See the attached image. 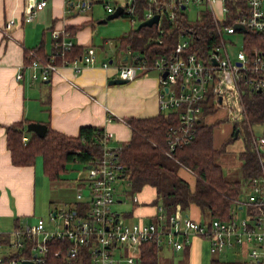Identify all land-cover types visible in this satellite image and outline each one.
I'll return each mask as SVG.
<instances>
[{"label": "built area", "instance_id": "1", "mask_svg": "<svg viewBox=\"0 0 264 264\" xmlns=\"http://www.w3.org/2000/svg\"><path fill=\"white\" fill-rule=\"evenodd\" d=\"M73 2L74 0H66ZM104 0L108 11H114ZM126 0L124 9L133 12V2ZM195 2H206L212 12L219 42L207 55L200 56L190 50L191 35L181 32L176 44L174 55L158 57L153 64H147L134 55L137 63L119 66L122 78L132 79L136 76L138 67L144 69L153 67L161 72L160 76V107L162 110H178L179 121L168 129L169 149L166 151L173 156L172 150L176 146L193 140L197 134L198 123L204 120L206 108L214 111L224 110L225 117L236 124L248 119L246 94L261 88L264 92V50L253 45L249 50L245 47V33L250 29L264 32V0H248L247 6L240 8V12L231 24L227 23L229 7L226 0H177L178 5L187 6ZM222 2V14H218L216 3ZM48 0H36L26 20H31L36 12L46 6ZM77 6L82 10L91 7L90 0H79ZM154 13L149 11L146 18ZM173 12L170 17L173 18ZM133 18V17H132ZM14 18L9 19L5 26V33L16 25ZM237 23L246 26L247 31L236 27ZM241 35L242 45L235 55H232L228 42L235 44L230 35ZM181 36H185L180 39ZM75 42L70 38L67 30H54V49L49 56H40L32 51L33 59L25 63L23 68L32 70V78L48 80L58 73L64 65H71L75 72L82 71L84 65L96 62V49L89 47L81 57L69 60L67 53L74 47ZM213 58L218 63H214ZM105 67L109 66L106 61ZM167 71L164 76V72ZM23 77V72L17 73V78ZM167 88V89H166ZM108 116V120H112ZM120 120L128 122L127 119ZM129 123V122H128ZM251 140L258 155L261 174L252 178L251 193L248 201H238L248 205L247 217L238 221L235 214L228 219L214 217L209 221L197 220L189 215L167 213L163 205L157 206L156 221L135 223L123 222L115 208L116 181L124 173L125 165L120 158L122 143L110 146L109 141L114 134L104 128L99 142L101 154L87 165L85 178L89 181L78 193L79 206H70L60 211H52L49 221L55 223L53 228L46 226V220L39 218L34 226L29 224L16 228L13 248L21 251L31 240L33 254L29 257L5 256L0 244V264H21L22 259H33L36 264L45 259L48 241L52 238L68 240L70 242V256H78L83 250L87 252L90 264H141L142 246L147 241L157 244L170 245L175 250L182 249L190 236H204L210 241L211 250L220 252L236 244L247 245L248 255L252 262H259L264 258V136H256L252 129ZM29 137L23 136L27 142ZM90 166V167H88ZM88 189V193L84 190ZM238 211V210H237ZM61 217V222L58 218ZM127 249L125 257L117 258L115 251Z\"/></svg>", "mask_w": 264, "mask_h": 264}, {"label": "crops", "instance_id": "2", "mask_svg": "<svg viewBox=\"0 0 264 264\" xmlns=\"http://www.w3.org/2000/svg\"><path fill=\"white\" fill-rule=\"evenodd\" d=\"M78 1L74 0L73 3L66 0H48L47 5L36 12L31 20H26V15L33 8L36 0H0V244L2 253L8 257L18 252L12 246L16 238L14 230L27 224L34 226L37 223V219L34 223L30 220L37 213V191L41 175L47 176L43 164L37 163L38 157L41 156H38L36 162L31 165L13 163L11 151L7 146L6 127L9 124L24 119L29 122H44L55 130L71 136H77L83 125H94L111 130L114 134L111 140L123 143L131 138L132 127L130 123L120 120L121 118L127 120L131 117L145 118L156 116L162 111H170L162 110L160 107L161 72L157 74L154 71L157 68L144 69L139 66L136 76L128 82L111 83V79L121 77L119 66L137 63L134 59L135 53L133 54L132 48L125 40V37L136 28V18L120 14L111 22L109 19L102 21L104 17L90 12L94 10L95 0H90L91 7L84 10L77 6ZM196 4L204 6V9L197 13L196 20H201L205 11L209 12L213 20L212 12L206 2ZM222 5V2L216 3L219 16L222 14L220 13ZM187 7L188 5L182 6L183 9ZM149 11L152 10H148L146 15ZM11 18L17 23L7 34L4 26ZM160 22L161 16L158 23ZM57 29L69 31L70 38L75 42L74 46L82 50L75 57H68L69 60L75 58L81 60L87 49L94 47L96 62L84 65L80 72H75L71 65H64L48 80L34 79L32 70L23 68V65L33 59L32 51L43 57L52 53L54 30ZM106 61L109 63L107 67L103 65ZM20 71L23 72V77L18 79L17 73ZM108 116H112L113 119L108 120ZM222 120H230L225 117L224 110L208 111L202 121L212 124ZM235 125L231 134L226 132L224 137L217 132L219 128H214V146L218 148L227 142L226 150L221 154L226 153L229 143L239 136L240 129L236 135ZM26 131L25 135L29 137L32 131L31 133ZM224 138L226 139L223 140ZM246 141L245 136L243 149L235 154L240 161V168L243 163L240 153L245 150ZM221 154L219 156L223 157V160L228 161L233 158ZM218 163L229 179L243 180L242 169L240 176L230 177V173L234 172L233 167L226 171V166L220 161ZM179 174L190 183L191 188L195 187L197 177L193 170L182 165ZM121 177H125L124 173ZM245 190L249 192L248 198L243 199L242 193ZM243 192L239 197L234 198L235 211L232 215L239 209H246L248 212L249 206L246 204L242 206L238 201H248L251 186L243 183ZM133 200L137 206L135 205L136 208L132 211L122 213L114 207L119 218L123 217L124 220L121 219L123 222L131 224L157 220V206L163 203L157 201L155 186L144 185L141 190L133 193ZM122 201L116 199L115 204ZM80 203V201H72L68 207L79 206ZM179 215H189L197 220L207 221L201 207L196 203H191L189 208ZM128 217H138V220L128 221ZM161 246L160 264H211L213 258L224 260L221 253L226 250L213 252L209 239L200 235L190 236L189 241L180 250H175L166 244ZM235 246H240V250L235 255L236 260L232 262L255 263L248 255L249 246L241 244ZM141 264H144L143 256H141Z\"/></svg>", "mask_w": 264, "mask_h": 264}, {"label": "trees", "instance_id": "3", "mask_svg": "<svg viewBox=\"0 0 264 264\" xmlns=\"http://www.w3.org/2000/svg\"><path fill=\"white\" fill-rule=\"evenodd\" d=\"M103 3V1H101ZM248 0H226L229 7L227 23L235 21L240 8L246 7ZM183 5L177 0H135L133 12L126 9L121 15H129L140 22L146 19V12L161 14V22L152 26L134 28L125 37L133 50L139 53V59L147 64L163 55L171 58L181 32L191 35L190 50L200 56L207 55L219 42L214 21L205 11L201 20H189ZM173 12V18L170 14ZM139 22V23H140ZM245 47L249 50L258 45L264 50V32L249 30L245 33ZM80 48L72 47L67 56L75 57ZM86 51V50H85ZM248 119L244 122L247 128L246 148L240 153L243 159V180L229 179L218 163V156L226 150L227 142L216 148L214 146V128L219 123H198L197 134L186 144L176 146L173 156L169 149L168 129L179 121V111H162L156 116L145 118H128L132 127L131 138L122 143L120 158L125 165L124 175L128 179L132 193L139 191L146 184L157 189V201L163 203L166 212L182 214L191 203L201 207L206 220L214 217L228 219L235 211L234 198L243 192V183L250 185L252 178L261 174L260 162L253 148L250 123H264V92L250 91L246 94ZM212 111L206 108V112ZM29 120L15 121L6 127L7 146L11 151L12 161L17 165H31L38 156L42 157L44 171L52 181L64 179L70 164L78 161L87 164L101 154L99 142L104 128L94 125H83L77 136L67 135L48 126L45 136L31 133L27 142L23 136L27 132ZM235 125V130L238 129ZM186 165L196 174V185L179 174V168ZM78 205V204H77ZM76 206V205H75ZM27 247L15 253L16 256L29 257L33 254L31 240ZM162 244L147 241L142 246L144 264H160ZM70 242L52 238L48 241L45 259L38 264H90L87 252L83 250L78 256H70ZM211 264H235L213 258ZM251 264H264L263 260Z\"/></svg>", "mask_w": 264, "mask_h": 264}, {"label": "rangeland", "instance_id": "4", "mask_svg": "<svg viewBox=\"0 0 264 264\" xmlns=\"http://www.w3.org/2000/svg\"><path fill=\"white\" fill-rule=\"evenodd\" d=\"M110 5L112 7H117L120 5H123L126 0H110ZM204 9L203 4H196L195 2H192L188 4V7L185 9L186 13L188 14L189 20L195 21L197 17V13L201 12ZM89 10V9H88ZM94 12L95 15L106 18L110 12L107 11V8L105 6V3L100 2L99 0H95L94 2V10L90 11ZM98 17V18H100ZM122 18V17H121ZM114 20V18L109 19V22ZM130 23L129 19H127ZM139 20L137 19L135 21V27L138 26ZM107 25V24H104ZM185 36H181L180 39H183ZM230 39H233L235 41V44H231L229 41L228 48L232 55H235L237 50L241 48L242 41H241V35L238 33L231 34ZM154 71L159 74L158 69H154ZM41 80V79H40ZM246 121V120H245ZM241 122L238 124V127L240 128L239 136L238 138L234 139L231 143L228 145V151L226 153L221 154V156L228 155L232 156L233 158L226 161L223 160V157H218L217 161L221 164H224L226 166V171L229 170L228 168L233 167L232 171L233 173H230V177H238L240 176V161L237 155V151H240L243 149L244 143L243 140L247 134V128L244 126V122ZM235 123L228 120H222L220 121L216 127L217 132H220L221 136H226V132L230 135L233 131ZM252 129L253 133L256 136H264V123H250L249 130ZM29 133H31L29 131ZM224 138L223 140H225ZM119 142L117 140H110L109 145L110 146H117ZM236 154V155H235ZM41 157H38L37 163L43 164V161L40 162ZM226 163H228L230 166H228ZM87 173V165L80 163L78 161H74L70 164V167L66 174L64 175V179L57 180V181H51L47 176L43 177L41 175V182L38 186L37 191V198H38V207H37V213L36 216L31 219L30 221L32 223L35 222V220L40 217L44 218L47 222L48 228H53L55 226V223L49 221V213L50 211L54 210H60V209H67L70 202L74 201H84L87 200L86 197L84 198H78V193L82 190L84 186H87L89 184V181L85 178V174ZM44 178V179H43ZM116 199H122V202H117V204L114 205V207L119 210L122 213H125L127 211H132L136 208L137 203L133 200V193L131 192V186L128 183L127 177H120L116 183ZM248 191H244L242 193L243 199L248 198ZM81 205V203H80ZM136 205V206H135ZM235 217L238 221H241L243 218L247 217V211L246 209H239L235 213ZM122 220L123 217L121 218ZM128 221H137L138 217L127 218ZM140 220V219H139ZM148 220V219H147ZM58 221L61 222V217L58 218ZM153 221V220H151ZM240 246H235L232 248H228L225 250L224 253H221L224 260L229 261H235L236 260V254L239 252ZM115 254L117 258L125 257L127 254V249L124 248L123 250H117L115 251ZM115 264H124V262H116Z\"/></svg>", "mask_w": 264, "mask_h": 264}, {"label": "water", "instance_id": "5", "mask_svg": "<svg viewBox=\"0 0 264 264\" xmlns=\"http://www.w3.org/2000/svg\"><path fill=\"white\" fill-rule=\"evenodd\" d=\"M183 7L185 6L183 5ZM123 10H124V7L122 5L117 6V8L113 12L109 13L108 16L104 18L102 21H107L108 19H112V18L119 16L123 12ZM160 16H161L160 13H154L152 16L141 21L137 27L140 28L142 26H152L153 24H157L160 20ZM236 27L244 31H247L246 26L241 23H237ZM213 60H214V63H218L215 58H213ZM166 73L167 71L164 72V76L166 75ZM128 81H129L128 78H122V77H116V78L111 79V83H118V84H123ZM261 91L262 89L259 88L258 92H261ZM239 129L240 128L236 129V135L238 134ZM27 130L32 131L38 134L39 136H45L48 130V125L44 122L31 121L27 124ZM84 193H88V189H85ZM21 264H36V262L33 259L25 258L21 260Z\"/></svg>", "mask_w": 264, "mask_h": 264}]
</instances>
